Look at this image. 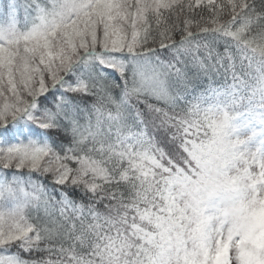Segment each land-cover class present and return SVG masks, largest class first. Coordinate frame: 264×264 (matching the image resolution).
Returning a JSON list of instances; mask_svg holds the SVG:
<instances>
[{
	"label": "snow or ice",
	"instance_id": "obj_1",
	"mask_svg": "<svg viewBox=\"0 0 264 264\" xmlns=\"http://www.w3.org/2000/svg\"><path fill=\"white\" fill-rule=\"evenodd\" d=\"M0 264H264V0H0Z\"/></svg>",
	"mask_w": 264,
	"mask_h": 264
}]
</instances>
